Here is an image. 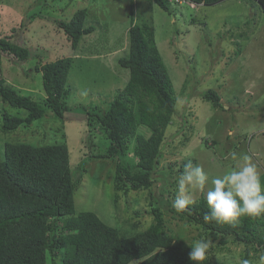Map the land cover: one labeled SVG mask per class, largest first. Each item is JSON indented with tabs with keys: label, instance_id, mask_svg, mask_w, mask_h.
<instances>
[{
	"label": "rangeland",
	"instance_id": "1",
	"mask_svg": "<svg viewBox=\"0 0 264 264\" xmlns=\"http://www.w3.org/2000/svg\"><path fill=\"white\" fill-rule=\"evenodd\" d=\"M83 8L88 11L87 24L96 29L84 36L75 50L57 22L69 21ZM170 8L174 15L150 0H0L1 35L12 36L34 56L19 61L2 54L0 78L22 94L40 100L46 95L42 74L35 70L37 62L73 57L67 102L77 109L72 119L49 113L29 127L9 132L0 127V156H4L6 142L44 145L66 141L74 170L84 166L75 192L77 212L93 211L107 224L128 232L135 231L131 223H138L141 231L154 220L153 200L162 206L173 233L191 240L197 236V227L175 219L160 196L165 187L168 192L177 191V177L185 160L200 164L210 177H217L242 164L240 157L248 156L264 183V10L256 0L192 6L170 0ZM132 16L136 22L149 20L153 25L174 84L177 113L158 167L173 168V174L170 186H164L160 173L155 175L151 190L117 193L116 162L94 156L106 152L109 140L99 129L93 130L91 140L87 139L86 116L78 110L81 104L106 107L125 87L129 71L119 65L118 59L128 52ZM208 89L219 93L224 109L216 110L202 98ZM1 110L17 113L0 100ZM178 130L180 134L174 138ZM234 152L238 154L236 160L232 159ZM206 190L192 191V198L206 195ZM168 192L170 199H175ZM245 248L243 243H229L226 249L211 255L226 264H239ZM258 255L264 257L263 253ZM253 264L264 261L254 259Z\"/></svg>",
	"mask_w": 264,
	"mask_h": 264
},
{
	"label": "trees",
	"instance_id": "2",
	"mask_svg": "<svg viewBox=\"0 0 264 264\" xmlns=\"http://www.w3.org/2000/svg\"><path fill=\"white\" fill-rule=\"evenodd\" d=\"M150 1L174 15L170 0ZM174 1L192 6L214 5L225 0ZM256 1L264 10V0ZM87 15V9L83 8L69 21L57 22L75 50L83 37L96 29L87 24ZM131 18L128 52L118 59L119 65L129 71L125 87L117 91L106 107L81 104L78 110L86 116L87 139L91 140L93 130L99 129L109 140L106 152L94 156L116 162L117 193L151 190L155 175L160 173L164 176V186H170L173 174V168L159 170L158 167L168 142L169 126L177 113L174 84L153 25L149 20L136 22L134 16ZM4 53L19 61L34 58L26 46L0 32V56ZM73 63V57L37 62L35 70L42 74L46 95L40 100L22 94L5 78H0V100L17 111L16 114L0 111L2 131L29 127L49 113L62 119L75 118L77 109L67 102ZM202 96L216 110L224 109L217 91L208 89ZM179 134L180 130L174 133V138ZM83 169L81 165L74 170L66 141L44 145L5 143L4 156H0V264H131L134 261L135 264H196L189 258L190 244L199 240L209 244L202 264H226L211 254L226 249L229 243L246 246L239 264L245 261L253 264L254 259L261 258L259 253L264 254V214L243 216L235 223L205 221L204 215L210 209L204 194L183 212L172 207L174 199L167 195L166 187L160 195L175 219L197 227V236L191 240L173 233L162 206L153 200L154 220L141 231L137 229L138 223H131L135 231L128 232L107 224L93 211L77 212L75 192ZM168 193L175 198L177 191Z\"/></svg>",
	"mask_w": 264,
	"mask_h": 264
},
{
	"label": "clouds",
	"instance_id": "3",
	"mask_svg": "<svg viewBox=\"0 0 264 264\" xmlns=\"http://www.w3.org/2000/svg\"><path fill=\"white\" fill-rule=\"evenodd\" d=\"M231 155L233 160L238 158L235 152ZM240 159L242 164H237L234 169L217 177H210L203 166L198 163L194 165L188 160L177 177V194L172 207L177 212L187 210L196 203L192 191L204 193L207 188L206 200L210 211L204 215L205 221L235 223L243 216L264 214V183L261 181V173L248 156ZM190 246V260L202 264L207 258L209 244L199 240ZM261 260L264 261V257Z\"/></svg>",
	"mask_w": 264,
	"mask_h": 264
}]
</instances>
